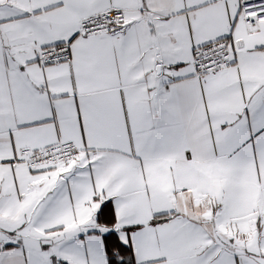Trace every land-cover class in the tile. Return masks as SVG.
Wrapping results in <instances>:
<instances>
[{
	"label": "snow or ice",
	"instance_id": "1",
	"mask_svg": "<svg viewBox=\"0 0 264 264\" xmlns=\"http://www.w3.org/2000/svg\"><path fill=\"white\" fill-rule=\"evenodd\" d=\"M0 264H264V0H0Z\"/></svg>",
	"mask_w": 264,
	"mask_h": 264
}]
</instances>
